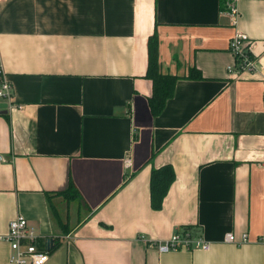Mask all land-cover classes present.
<instances>
[{"label": "crops", "instance_id": "crops-1", "mask_svg": "<svg viewBox=\"0 0 264 264\" xmlns=\"http://www.w3.org/2000/svg\"><path fill=\"white\" fill-rule=\"evenodd\" d=\"M225 1L0 0L13 87L0 109V235L23 215L57 244L45 264H264V0H238L234 24ZM237 31L255 59L240 76L227 69ZM153 32L160 71L179 76L157 116ZM193 67L203 79L185 77ZM167 163L175 180L154 210L150 172ZM69 179L79 196L54 195ZM183 227L210 248L151 244ZM8 255L0 240V264Z\"/></svg>", "mask_w": 264, "mask_h": 264}, {"label": "built area", "instance_id": "built-area-1", "mask_svg": "<svg viewBox=\"0 0 264 264\" xmlns=\"http://www.w3.org/2000/svg\"><path fill=\"white\" fill-rule=\"evenodd\" d=\"M237 1H225L224 10L231 17L233 24L236 23L238 17ZM229 50L235 57L234 64L227 67L230 72L240 76L244 72L253 71L255 59L250 51V39L245 33L237 31L231 37ZM0 78V100L7 103V108L12 107L13 87L5 79L1 67ZM124 164L126 167L130 165L129 157L125 158ZM224 239L229 243H242L247 240V237L246 234H243L242 238L238 240L232 232H228L225 234ZM0 240L6 241L9 245V264H45L49 260L48 248L43 250L39 246L40 240H46V238L30 227L27 219L21 214L16 215L9 221L7 231L4 235H0ZM151 244L160 253L180 250H208L211 246L210 241L201 235L194 234L188 227L180 228L166 239L155 240ZM46 247H48V241H46Z\"/></svg>", "mask_w": 264, "mask_h": 264}, {"label": "trees", "instance_id": "trees-1", "mask_svg": "<svg viewBox=\"0 0 264 264\" xmlns=\"http://www.w3.org/2000/svg\"><path fill=\"white\" fill-rule=\"evenodd\" d=\"M158 36L153 32L147 39V66L145 77L150 82V93L147 96V104L152 116H157L163 110L166 101L172 97L174 93L175 83L179 76L169 73H162L159 67L158 56ZM191 79H203L199 69L193 67L185 76ZM7 118V114H3ZM175 180V173L171 164H163L159 167L151 169L149 178V200L150 206L154 210H159L162 207L163 199L171 185ZM54 195H61L64 199L70 200L75 196H79V191L75 184L69 179L67 187ZM46 240H40L39 246L44 250ZM57 244L54 243L48 250L51 253Z\"/></svg>", "mask_w": 264, "mask_h": 264}, {"label": "water", "instance_id": "water-1", "mask_svg": "<svg viewBox=\"0 0 264 264\" xmlns=\"http://www.w3.org/2000/svg\"><path fill=\"white\" fill-rule=\"evenodd\" d=\"M0 109H3V111H6L7 109V103L0 101ZM48 242L50 243V246L48 245V249L51 247V239H48Z\"/></svg>", "mask_w": 264, "mask_h": 264}]
</instances>
